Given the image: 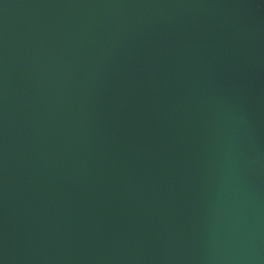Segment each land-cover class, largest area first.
Returning a JSON list of instances; mask_svg holds the SVG:
<instances>
[{
    "label": "water",
    "instance_id": "obj_1",
    "mask_svg": "<svg viewBox=\"0 0 264 264\" xmlns=\"http://www.w3.org/2000/svg\"><path fill=\"white\" fill-rule=\"evenodd\" d=\"M0 264H264V0H0Z\"/></svg>",
    "mask_w": 264,
    "mask_h": 264
}]
</instances>
